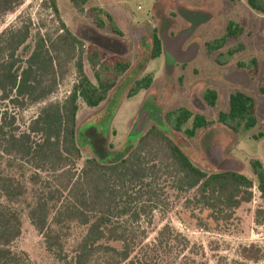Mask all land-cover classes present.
<instances>
[{
  "label": "trees",
  "instance_id": "obj_1",
  "mask_svg": "<svg viewBox=\"0 0 264 264\" xmlns=\"http://www.w3.org/2000/svg\"><path fill=\"white\" fill-rule=\"evenodd\" d=\"M69 1L79 13L89 2ZM244 2L256 14L264 16V0ZM20 3L21 0H0V18L13 13ZM48 4L58 16L56 1L48 0ZM91 14L97 28H104L106 20L111 32L120 35L108 13L94 8ZM181 15L186 20L194 18L185 11ZM31 27L29 22L0 33V101L14 111H24L46 102L56 93L71 68L78 79L61 103L43 106L23 130L16 125V114L8 116L0 110V156L17 160L20 170L26 167L32 170L27 178L30 190L23 180L0 174L3 200L0 203V264H32L26 253L11 248L21 234L19 204L26 207V216L42 236L46 250L59 260H66L67 233L63 230L77 224L85 233L73 250L71 264H91L101 257L104 260L100 264H161L160 259L171 251L170 241L177 240L178 236L165 225L154 242L146 244L145 231L127 229L120 223L122 218L137 222L147 217L158 196V202L162 196L169 200L168 192L174 191L177 198L182 197L184 208L190 210L192 218L196 217L195 212L204 214L207 222L201 223V227L217 231L230 224L236 213L251 203L254 184L264 201V167L258 159L249 160L253 178L232 170L206 173L190 161L169 135L183 133L191 139L211 122L201 116L193 118L184 109L166 115L173 132L151 128L127 154L119 153V159L101 160L92 156L84 160L77 173L75 165L81 159L76 135L78 102L89 108L99 106L117 80L131 68V63L119 55H106L96 45L85 46L59 17L54 36L42 34L40 30L32 34ZM241 34L242 29L229 22L225 33L207 43L206 49L209 53L218 51ZM30 39L33 44L22 57L19 52ZM162 46L161 37L153 34L148 61L162 55ZM86 66L93 81L85 74ZM256 66V60H251L248 66L238 64L250 72ZM151 83V76H144L134 84L127 98L140 90H148ZM260 92L264 94V74ZM207 97L209 105L214 106L216 92L208 91ZM217 122L236 134L254 128L257 124L254 100L239 91L231 93L227 111L218 114ZM263 214L262 210L255 212L256 217ZM180 264L205 263L187 259Z\"/></svg>",
  "mask_w": 264,
  "mask_h": 264
},
{
  "label": "rangeland",
  "instance_id": "obj_2",
  "mask_svg": "<svg viewBox=\"0 0 264 264\" xmlns=\"http://www.w3.org/2000/svg\"><path fill=\"white\" fill-rule=\"evenodd\" d=\"M55 1L58 16L50 9L48 0H21L13 13L0 18V33L31 22L32 34L40 30L42 34L54 36L59 17L85 46L96 45L106 55H119L131 63V68L117 80L107 99L99 106L89 108L82 101L78 102L76 135L81 159L75 165L77 173L85 159L96 156L101 160H117L119 153L127 154L142 137L143 134H131V126L145 92L140 90L130 98H127V94L134 83L146 75L153 78L148 91L161 95L163 114L179 107H188L194 111L187 98L192 96L194 85H201H198L200 92L208 86L218 92L215 107L200 111V115L211 122L208 127L198 130L191 139L183 133L169 135L196 167L206 173L232 170L249 178H253L249 169L250 159H258L264 167V94L260 92L264 74V16L252 11L244 0H89L82 13L75 10L69 0ZM94 8L111 14L120 35L111 32L104 18V28L95 26L91 14ZM182 11L193 14L203 23L196 24L192 30L184 28L186 19H183ZM229 22L240 27L242 34L229 40L220 50L209 53L206 44L220 38ZM178 30L191 32L188 42H193L196 47L193 65H189L185 75L181 76L185 87L177 84V75L170 81L162 75L164 55L148 62L153 34L167 37L169 33ZM32 44L30 39L19 54L25 57ZM238 48L240 50L230 54ZM251 60L257 62L253 71L238 67L240 63L250 65ZM190 67H197L199 71L192 74ZM134 69H137L136 73ZM85 74L93 81L87 66ZM77 79L75 70L71 68L56 93L46 102L18 112L0 101V110L8 116L16 114V125L23 130L43 106L61 103ZM236 91L249 95L255 103L257 124L243 134L233 133L217 122L218 114L227 111L229 95ZM181 92L184 94L179 97ZM18 166L17 160L0 156V174L23 180L30 190L27 178L32 170L27 167L20 170ZM43 177L48 176L43 174ZM252 193L251 203L243 206L230 224L217 231L201 227L207 222L204 214L195 212L196 217L192 218L190 210L184 208V200L182 197L177 198L174 191L168 192L169 200L162 196L158 202V196L147 217H141L137 222L122 218L120 223L127 229L145 231L146 244L154 242L158 232L168 225L178 239L170 241L171 251L163 260L160 259L161 264H180L187 259L205 264H264V214L255 216L256 211H264V201L259 197L255 184ZM27 196L30 201L32 196L30 193ZM0 203H3L1 196ZM18 209L22 211L21 234L11 248L26 253L32 264H71L73 250L85 229L70 224L63 230L67 233L64 240L66 260H59L46 250L42 236L26 216L24 204H19ZM103 260L104 257H101L91 264H100Z\"/></svg>",
  "mask_w": 264,
  "mask_h": 264
},
{
  "label": "flooded vegetation",
  "instance_id": "obj_3",
  "mask_svg": "<svg viewBox=\"0 0 264 264\" xmlns=\"http://www.w3.org/2000/svg\"><path fill=\"white\" fill-rule=\"evenodd\" d=\"M184 19V18H183ZM200 20L194 18H190L189 20H185L184 22L186 25H184V28H191L192 26L196 25ZM183 29V28H182ZM187 31H174L172 33H169L166 37L165 35L161 36L162 39V45L164 49V69L162 75L167 76V80L170 81V79L174 78L173 76H176V81L179 86L185 87L183 84V79H181V76H184L185 73L188 70L189 65H193V59L196 54V47L193 42L189 43L188 41L191 39V36L186 38L181 46H176V40L183 34H186ZM206 44V43H205ZM219 66H222L218 64ZM137 70L134 69L133 72ZM192 74H195L196 71H199L197 67L191 68ZM136 73V71H135ZM185 79V78H184ZM139 81V80H138ZM136 83V82H135ZM134 83V84H135ZM153 83V78H152ZM152 83L150 85V88L152 86ZM187 85H190L189 83ZM198 85H194L191 89V92L193 93L192 96H188V103L190 107L194 109L191 110L188 107H179L177 109H184L186 110L191 117H203L200 115V111H204L208 108H214V106H210L208 102L207 92L208 91H215L217 95L218 100V92L216 89L211 88L208 86L207 88L202 89L200 92V89L198 88ZM201 86V85H200ZM131 90V89H130ZM149 90V89H148ZM148 90H143L145 92L144 100L140 107L138 108L137 115L135 119L133 120V124L131 126V134L134 136H138L141 134H145L148 132L151 128H159L160 130L168 133L169 131H172V127L169 125V123L166 120V115L172 111H168L165 114L162 112V103H161V95H157L155 93H150ZM219 91V90H218ZM166 98L168 97V93H166ZM184 93H179V97L182 96ZM175 109V110H177ZM197 110L198 112H196ZM174 111V110H173ZM142 135V136H143ZM215 162L214 160H212Z\"/></svg>",
  "mask_w": 264,
  "mask_h": 264
},
{
  "label": "water",
  "instance_id": "obj_4",
  "mask_svg": "<svg viewBox=\"0 0 264 264\" xmlns=\"http://www.w3.org/2000/svg\"><path fill=\"white\" fill-rule=\"evenodd\" d=\"M196 27V25H194L193 27H191V30L194 29ZM191 32H186V34L181 35L177 40H176V46H181L182 42L188 38L190 36Z\"/></svg>",
  "mask_w": 264,
  "mask_h": 264
},
{
  "label": "crops",
  "instance_id": "obj_5",
  "mask_svg": "<svg viewBox=\"0 0 264 264\" xmlns=\"http://www.w3.org/2000/svg\"><path fill=\"white\" fill-rule=\"evenodd\" d=\"M109 15L111 16V14H109ZM112 18H113V17H112ZM114 21H115V20H114ZM162 48H163V46H162ZM162 55H164V49H162ZM162 55H161V56H162ZM148 62H149V61H148ZM148 62H147V63H148ZM145 66H146V65H145ZM145 66H144L143 70L145 69Z\"/></svg>",
  "mask_w": 264,
  "mask_h": 264
}]
</instances>
